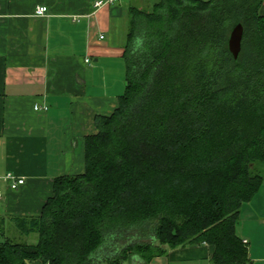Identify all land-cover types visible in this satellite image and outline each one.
<instances>
[{"label":"trees","instance_id":"16d2710c","mask_svg":"<svg viewBox=\"0 0 264 264\" xmlns=\"http://www.w3.org/2000/svg\"><path fill=\"white\" fill-rule=\"evenodd\" d=\"M263 2L130 6L116 108L95 116L83 173L56 177L40 215L14 219L37 241L0 231V264H148L202 243L212 264H252L236 225L263 180Z\"/></svg>","mask_w":264,"mask_h":264},{"label":"crops","instance_id":"0c3cea01","mask_svg":"<svg viewBox=\"0 0 264 264\" xmlns=\"http://www.w3.org/2000/svg\"><path fill=\"white\" fill-rule=\"evenodd\" d=\"M95 1L0 0V231L5 235L20 233L15 218L41 214L56 177L83 173L85 138L97 131L95 116L111 114L124 92L123 49L133 4L120 0L95 8ZM39 5L47 7L46 14L34 13ZM261 171L262 184L241 206L236 225L252 264H264V164ZM7 173L24 183L10 189ZM212 253L209 244L185 245L148 264H212Z\"/></svg>","mask_w":264,"mask_h":264},{"label":"rangeland","instance_id":"374dc122","mask_svg":"<svg viewBox=\"0 0 264 264\" xmlns=\"http://www.w3.org/2000/svg\"><path fill=\"white\" fill-rule=\"evenodd\" d=\"M128 1V0H127ZM158 0H129L131 4L134 6H137L144 10H149L154 2ZM147 233V232H146ZM13 241L16 242H27V243H35L37 241V234L32 233L30 235H22L20 233H16L14 231H9V233H6ZM142 240H147V237L141 233L140 234ZM131 264H139L135 258L132 260Z\"/></svg>","mask_w":264,"mask_h":264},{"label":"built area","instance_id":"2783aa9c","mask_svg":"<svg viewBox=\"0 0 264 264\" xmlns=\"http://www.w3.org/2000/svg\"><path fill=\"white\" fill-rule=\"evenodd\" d=\"M120 0H96L94 2V7L98 8L101 7L103 5H108L110 3L113 2H119ZM47 12V7L44 5H39L35 8L34 13L36 15H44ZM86 62L89 61L88 58L85 59ZM35 109L37 108V106L34 107ZM41 109L45 110L46 107H41ZM6 179L9 181V187L10 189L14 190L17 189L19 186H21L24 183V178L23 177H15L14 175L7 173L5 175ZM245 241V240H244ZM246 242V241H245Z\"/></svg>","mask_w":264,"mask_h":264},{"label":"water","instance_id":"95a60500","mask_svg":"<svg viewBox=\"0 0 264 264\" xmlns=\"http://www.w3.org/2000/svg\"><path fill=\"white\" fill-rule=\"evenodd\" d=\"M243 27L240 23L236 24L230 31L228 38V50L234 59H237L241 50Z\"/></svg>","mask_w":264,"mask_h":264}]
</instances>
